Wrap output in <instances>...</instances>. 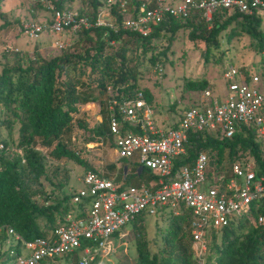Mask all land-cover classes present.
I'll return each mask as SVG.
<instances>
[{"label":"built area","instance_id":"2783aa9c","mask_svg":"<svg viewBox=\"0 0 264 264\" xmlns=\"http://www.w3.org/2000/svg\"><path fill=\"white\" fill-rule=\"evenodd\" d=\"M40 3L50 12L49 22H24L19 33L28 41L50 35L51 47L58 51L64 48L61 35L66 30L76 33L103 27L143 38L164 18L179 22L193 19L209 25L214 16L237 14L264 23V0H106L105 7L97 9L93 24L85 17L78 18L77 13L52 11L48 0ZM112 7L121 18L118 23L110 14ZM12 52L18 53L16 49ZM259 56L264 60V50ZM221 77L225 85L222 98L215 99L204 92L197 105L184 110L174 128L165 130L155 126L140 90H134L123 101L111 96L107 129L115 160L145 168L153 178L135 188L124 185L125 173L115 182L114 177L102 172L86 171L83 188L71 193V208L56 218L47 237L25 241L9 227L0 226V235L8 239L10 247H16L9 252L12 264L51 263L62 258H75V264H93L114 254L122 238L121 230L140 215L177 216L182 209L187 211L189 236L197 259L204 254L205 237L210 231L240 218L254 227L261 226L264 175L256 173L251 158L238 156L231 161L229 177L220 166L217 172L208 166L204 151L195 155L191 165L172 169L173 161L185 155L189 134L222 140L247 130L264 150V68L253 73L247 67L227 65ZM110 90L106 87L107 92ZM133 128L139 133H134ZM5 150L0 144V153ZM17 155L21 158L19 152Z\"/></svg>","mask_w":264,"mask_h":264},{"label":"trees","instance_id":"16d2710c","mask_svg":"<svg viewBox=\"0 0 264 264\" xmlns=\"http://www.w3.org/2000/svg\"><path fill=\"white\" fill-rule=\"evenodd\" d=\"M48 1L52 11H61L64 4L70 0ZM86 1L85 6L89 8L90 15L81 10L77 12V17H85L93 24L97 9L105 7L106 0ZM110 14L117 23L121 19L115 14L113 7L110 9ZM194 22L192 19L179 22L164 18L162 22L152 26L151 32L143 38L127 31L112 32L103 27L81 29L75 34L78 38L84 39L87 47L80 53L63 51L59 56L47 61L36 58L34 62H28L26 65L16 61L1 68L0 125L8 129L14 124L18 125L16 146L22 150V155L21 158L18 155L4 157L2 156L4 152L0 153V226L9 227L25 241L44 238L51 232L56 218L69 210L70 196L45 207L38 206L33 201L35 192L31 184H37L44 174L43 159L34 149L51 148L49 151L51 161L66 160L85 167L77 155L66 147L67 141L64 144L60 138L68 132L72 115L78 113L77 107L95 103L99 107L100 124L97 129L90 130V134L101 142L104 140L109 142L108 101L111 96L123 101L131 97L135 90L133 73L126 67L125 54L128 42L136 44L144 54L147 50L153 51L152 43L159 39L162 33H168L171 40V36L179 29L185 28L189 29L188 38L201 40L205 45L204 54H208L210 47L214 48L217 45L218 35L231 24L236 23L239 31L231 29L225 38L226 42L239 34H244L253 41L255 53L259 54L264 50V33L259 30L261 23L258 19L237 14L214 16L210 23L212 27L208 31L204 30L206 24L202 21H197V24ZM5 27L7 23L4 22L0 29ZM204 33L206 34L203 35ZM123 39H125L124 46L118 48L113 55L105 54L107 46L119 43ZM166 49L161 54L164 55ZM156 60V56L153 55L148 58L149 64H153ZM261 61L263 63L264 60ZM78 64L88 69L87 75L94 77L92 80L88 77L86 85H82L74 78ZM130 78L132 84L128 83ZM108 81L111 82L112 88L116 84H122V87L117 88L115 94L111 95L106 91ZM204 86L205 84L198 83L192 85V88L202 90ZM78 88H81L79 92H77ZM141 92L149 106V95L145 91ZM78 126L85 131L84 125L78 123ZM175 126L176 124L171 128ZM132 131L139 133L137 128H133ZM184 147L185 155L173 161V170L182 164L191 165L195 155L204 151L208 156V166L215 172L219 171L220 166L226 177H229V163L238 156L251 158L256 173L264 175V150L255 142L253 134L247 130L234 135L231 139L222 140L212 136L189 134ZM152 178L147 169L140 166L133 167L131 173L125 174L124 185L129 186L127 182L133 181L135 186L131 187L137 188L141 185L140 182L147 183ZM259 213L264 217L263 210H259ZM251 215L256 214L251 213ZM167 217V226L159 237L163 248L156 253L150 252L142 242L141 228L145 217L136 216L130 224L136 235L137 264H193L187 211L182 209L179 215H167ZM38 220L45 223L46 231L40 230ZM207 236L211 245L204 264H264V223L253 227L247 219L240 218L227 227L210 231ZM3 245L6 248L0 253L3 259L1 261L12 264L9 252L16 250V247H10L8 239L1 234L0 247ZM70 259L75 263V258Z\"/></svg>","mask_w":264,"mask_h":264},{"label":"rangeland","instance_id":"374dc122","mask_svg":"<svg viewBox=\"0 0 264 264\" xmlns=\"http://www.w3.org/2000/svg\"><path fill=\"white\" fill-rule=\"evenodd\" d=\"M86 2V0L67 1L63 6V10L72 13L82 10L85 14L90 15L89 8L85 6ZM49 20L50 12L40 3V0H1L0 27L4 22L7 23V27L0 29V71L4 65L13 64L16 61L24 65L28 62H34L36 58L47 61L59 56L63 51L76 54L87 47L84 39L78 38L70 30L64 31L61 35L64 45L61 51L51 47L53 37L50 35L42 34L36 41H28L19 33V27L24 22L31 21L37 24H46ZM194 23L197 24V21ZM211 27V24L204 25V30L208 31ZM231 29L239 31L236 23L231 24L218 35L217 45L214 48L210 47L208 54H204L205 45L201 40H190L188 38L189 29L185 28L179 29L171 36V40L168 33H162L159 39L153 41V51L147 50L144 54L136 44L130 42L126 44V67L133 73L134 89L145 91L149 95L152 120L156 127L165 130L177 124L184 110L197 105L206 91L215 99L222 98L225 94V85L221 72L227 65L236 68L247 67L253 73H259L264 68L259 54L255 53L253 49V41L247 36L239 34L229 42L225 41ZM259 30L264 33V23L260 25ZM124 40L107 46L105 54L113 55L118 48L124 46ZM14 49L18 51V54L12 52ZM164 49H166V52L163 55L161 53ZM6 50L7 52H5ZM150 55L156 56L157 60L153 64L148 62ZM116 65L115 62V67H117ZM74 72V78L78 79L82 85L87 84L88 77L91 80L94 79L93 76L87 75L88 69L82 64H78ZM132 79L128 80L129 84H132ZM110 81L107 83V87H111L108 93L113 95L117 88L122 87V84H116L112 88ZM198 83L205 84L204 89L192 88V85ZM80 89L78 88L77 92ZM98 111L97 103L78 106V113L72 115L68 132L60 138L64 144L67 141L66 147L77 155L85 164V167L66 160L51 161L49 158L51 148L36 147L34 149L42 157L44 164V174L40 177L38 183H30L32 190L35 192L33 201L38 206L45 207L50 203L61 200L63 197H69L75 190L83 188L82 177L88 170L112 176V173H117L113 168L114 164H120V167L124 166V163H118L115 160L108 141L100 142L90 134V130L97 129L100 124ZM78 123L85 126V131L78 126ZM17 128V124H14L10 129L0 125V144L6 149L2 154L4 157H14L17 152L22 155V150L16 146ZM109 167H111L110 170ZM120 172L118 171L119 178L121 177ZM127 184L135 186L133 181H128ZM68 207L71 208L69 202ZM167 222L168 217L164 214L158 217H147L142 223V242L150 252L156 253L163 248L159 237L160 233L166 228ZM37 223L41 231L47 230L43 221L38 220ZM121 232L122 238L117 243L114 254L97 260L93 264H137L136 235L132 226H125ZM112 242L116 245L114 240ZM205 243V251L200 259L195 257L192 244H190L193 264H204V261H206L205 258L211 245L208 236L205 237ZM5 248V245L1 246L0 253ZM1 259L0 257V264H9L1 261ZM42 264L75 263L70 258H62L51 263L45 262Z\"/></svg>","mask_w":264,"mask_h":264},{"label":"crops","instance_id":"0c3cea01","mask_svg":"<svg viewBox=\"0 0 264 264\" xmlns=\"http://www.w3.org/2000/svg\"><path fill=\"white\" fill-rule=\"evenodd\" d=\"M118 163H121V162H118ZM133 167H136L137 168V166H134V165H128V167H127V164L126 163H124V166H122V167H120V164H114L113 165V168L117 171V173H115V174L112 173V176H108V175H105V176H107V177H114L115 182H119L121 180L122 176L119 179H116V177H118V175H119L118 171H121V173H123V174L124 173L125 174H127V173L129 174V173H131V169ZM110 168L111 167H109V170H110ZM140 184H145V183L140 182Z\"/></svg>","mask_w":264,"mask_h":264}]
</instances>
